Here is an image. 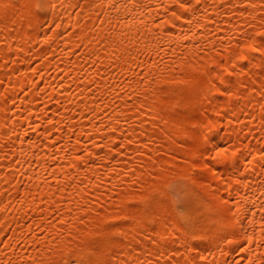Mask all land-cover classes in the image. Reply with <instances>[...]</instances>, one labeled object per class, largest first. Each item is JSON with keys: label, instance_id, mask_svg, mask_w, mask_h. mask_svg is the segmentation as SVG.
<instances>
[{"label": "bare ground", "instance_id": "1", "mask_svg": "<svg viewBox=\"0 0 264 264\" xmlns=\"http://www.w3.org/2000/svg\"><path fill=\"white\" fill-rule=\"evenodd\" d=\"M0 264H264V0H0Z\"/></svg>", "mask_w": 264, "mask_h": 264}, {"label": "snow or ice", "instance_id": "2", "mask_svg": "<svg viewBox=\"0 0 264 264\" xmlns=\"http://www.w3.org/2000/svg\"><path fill=\"white\" fill-rule=\"evenodd\" d=\"M182 7H183V5H182Z\"/></svg>", "mask_w": 264, "mask_h": 264}]
</instances>
